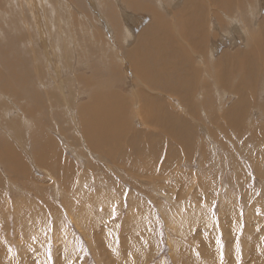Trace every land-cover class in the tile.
Returning a JSON list of instances; mask_svg holds the SVG:
<instances>
[{
    "label": "rangeland",
    "instance_id": "obj_1",
    "mask_svg": "<svg viewBox=\"0 0 264 264\" xmlns=\"http://www.w3.org/2000/svg\"><path fill=\"white\" fill-rule=\"evenodd\" d=\"M27 1H29L28 10L25 8ZM52 1L53 3L59 1L54 6L58 11L57 15L62 14L69 21L73 17L72 23L65 25L63 36L65 39H60L59 43L55 38V27L54 30L52 29L54 40L47 35L50 33L49 24H56L50 11L45 9L48 0L41 2L17 0L19 10L17 9L13 19L19 32H23L22 38L15 39L9 34H0V88L6 84L11 88L10 86L14 85L12 84L14 78L22 79L20 86L15 85L17 86L15 93L18 92L15 99L10 95L0 97L4 106L10 108H7V114L5 112L3 114L16 122L15 128H6L7 130L0 128V147L6 143L5 145L20 154L24 151L21 158L26 167L25 171H20L25 176L16 175L11 173L14 170L9 163L3 164L0 161V264H264V69L257 75L258 68H264V35L259 36L258 33L262 32L264 0H238L239 5L230 11L218 10L215 5L205 8L204 22L209 32V41L205 48L206 60L209 64L223 59H229L230 62L231 59L239 58L242 54L248 55L250 49L259 44L261 48L260 53L257 54L259 56L249 60L245 75L239 70L234 74V82L226 83L239 86V82L252 80L249 85H254L256 80L254 97L249 91V102L247 101L241 115H237L233 106L236 105L237 98L222 89H218L217 92L215 88H211V95L217 97L218 93V96L221 95V100H216L219 103H215V110L213 108L211 110L208 103V107H204L208 112L199 111L196 119L189 117L190 104L186 103L184 97L178 96L172 100L166 98L164 100L168 107L164 114L166 121L169 111L180 115V118H175V123L182 117L186 119L189 117V121L194 126L192 130L177 128L180 133L190 136V143L188 141L187 145H190L188 148L191 146L192 148L189 149L191 151L187 149L185 152L181 151L182 154L180 153L177 158L169 157L168 172L165 171L163 174L160 170L161 164L156 163V159L153 161L155 163L151 162L150 154H147L150 153L149 149L139 138L137 145L134 146V149L137 148L136 151L127 149L125 146L128 144H126L119 145L111 152L114 158L136 173L105 159L103 163L102 159L87 152V148L83 145L81 135L85 129L79 127L76 130L70 121L75 119L74 112L79 110L81 104L88 105L92 101V98H89L90 89L85 92L83 89L86 85L78 81L73 82L82 77V73L90 75L86 73L88 70H92L96 76L110 77L103 86L129 103L125 98H129V93L132 94L131 81L134 76L129 68L130 59L124 58L122 62L119 50H124L123 53H126L137 44L140 45L142 54L151 50L147 38L143 36L150 22L149 17L145 15L147 13L138 24L135 22L137 16H134V11L142 12L144 9H135L129 2L123 4L125 1L114 0L117 2L114 8L107 2L108 0ZM145 1L149 2V5L152 3L150 0ZM183 1L186 2V0H175L172 5H176L179 9L178 5H182ZM120 3L123 6L119 5ZM247 4L251 7H247ZM240 6L244 8L239 11L241 14L237 17ZM105 9L113 18L105 15L107 14ZM216 13L221 16L220 21L214 17ZM211 14L214 16L211 17ZM8 18L9 14L0 20L1 33L9 31L6 25ZM198 20L193 18L192 22L196 23ZM228 22L229 27L222 26ZM38 24H41V27H38ZM68 30L70 34L67 33ZM86 30L89 32L92 30L95 35L91 46L84 44L82 39L81 33L86 34ZM29 34L32 41L24 37ZM75 34L78 38L67 44V41L71 42L69 39L71 35L74 38ZM100 34L109 38L110 42L105 40V44L102 45ZM64 41L65 45L67 44L66 49L69 47L70 58L80 55L85 48V56L77 58L79 66L72 68L76 63L75 58L71 60L69 58V62L65 53H61L65 45L59 44ZM142 46L145 48L141 49ZM165 46L163 50L169 51ZM31 47L34 49L36 47L38 50L36 60L30 57L31 54H37ZM93 51H100V54H92ZM105 51L110 53L116 51L117 55L110 57ZM43 52L46 53L45 60L41 58ZM153 60L152 55L145 54L140 68L142 64L150 68L149 65ZM25 78L28 80L25 81ZM5 79L9 82L4 81ZM115 79L121 82H114ZM156 91H160L161 95H167L163 89H151L152 94L158 98L160 93L157 94ZM191 93L190 90L189 95ZM18 94H23L25 97L19 99ZM192 94L194 96V92ZM30 95L40 97L41 105L52 110V116L53 113L62 115L63 121L56 123L59 128L49 130L59 129L67 134L56 136L50 131L48 135L57 147V153L62 156L61 159L72 167V173L57 175L35 164L33 156L38 152L40 142L48 139L40 129L43 124L41 119L51 121V118L44 110L37 112L32 106H27ZM193 96L189 97V101L192 100L191 104L194 105L196 99ZM5 97L9 98L6 100ZM180 98L186 100L185 103L180 102ZM160 99L155 103L161 102ZM54 103L58 106H53ZM165 104H158L157 116L153 117L155 121L162 115ZM12 108L15 110L10 111ZM60 108L63 109L62 113ZM184 108L187 110L184 111ZM28 109H34L33 114H27ZM208 109L211 111L209 112ZM128 115L129 108L124 114L125 120L129 119ZM131 121L133 124L131 128L134 126L135 129L142 130L137 117L131 118ZM204 122H206L205 127ZM28 123L30 124L27 125ZM24 127H27L26 130ZM8 131H11L10 134ZM203 131H207V134ZM28 132L30 135H26L29 134ZM193 137V141L190 140ZM73 139L76 143L72 141ZM180 144L184 145L181 139ZM168 145V155H171L170 149L173 146L171 143ZM158 161L162 162L159 159ZM147 164L152 165L154 171L147 169ZM51 165V168H55L56 162H51ZM93 165L96 167L94 168ZM62 178L68 180L67 190L62 187ZM248 233L251 235L250 239L254 238L252 241L255 243L252 248H250L252 244H249L250 241L245 236ZM248 254H251L250 260H245L244 257Z\"/></svg>",
    "mask_w": 264,
    "mask_h": 264
},
{
    "label": "bare ground",
    "instance_id": "obj_2",
    "mask_svg": "<svg viewBox=\"0 0 264 264\" xmlns=\"http://www.w3.org/2000/svg\"><path fill=\"white\" fill-rule=\"evenodd\" d=\"M16 1L17 0H0V20H2L3 17L5 18V16L7 14H9V18L6 20V25H7L9 31L1 33L2 31L0 30V34L6 33V34H9L11 37H15V39L16 38H22V35H23V32L20 33L19 30H18V28L15 26L14 19H13L14 18V15H15L17 9H18L17 4H16ZM32 1H35V0H32ZM41 1H44V0H39V2H41ZM123 1H125V3H123V4H126L127 2H129L135 9H138V8L144 9V10H142V12L136 11L137 12L136 13L134 11V16L135 15L137 16L135 22H138V24L140 23V21L142 22V20H143L142 18H143V16H144L145 13H147L145 15H147V17H149V20L148 21H150L148 27H146V30L147 31H144V35L143 36L145 38H147L148 43L150 44L149 46L151 47V50H149V48H148L149 51L146 52V53H144V54H142L141 51H140V45L139 44L134 45L129 50V52L126 51V53L128 52L127 54L126 53H123L124 50L123 51H120L119 50V52L121 53V56H122V62L125 59H127V60L130 59V61H129L130 67L129 68H130V70H132L133 76H134V77H132V81H131V84L133 86L132 87V90H133L132 91V94L129 93V96H128L129 98H125V99H127V101H129V103H127L125 100H121L120 97L115 92H112L110 89L107 90L103 86V84H105L110 77L109 78H106L105 75H103V76L102 75L96 76L93 73L92 70H88L86 73H89L90 75H86L85 73H82V77L77 78L73 82H77L78 81L80 84L86 85V88H84L83 90L85 92H87L90 89V91H89L90 96H89V94H88V96H89V98L90 97L92 98V101H90L88 105H85L84 103L81 104L79 106V110L74 112V113L77 114V115L74 114L75 115V119H72L70 121H71V125L74 126L76 130H78L79 127L85 129V130H83V134L81 136H82L83 145L87 148V152L93 153L99 159H102V160L105 159V160H107V162L108 161H111L113 164H116L117 163L118 165L123 166V167H127V166L124 165L123 163H121V161H119L117 158H114L113 155H111V152L113 150H115L117 147H119V145H126V144H128V145H126L125 147L127 149H129V150H133V152H134L137 149V148L134 149V146L137 145L136 143H137L138 138H139V140L143 143V145L149 149V152L150 153H147V154L148 155L150 154L149 157L152 160L151 162L152 163H155L153 161L156 159L157 160L156 163L159 162L161 164L160 170H161V173L163 174V172H165V171L168 172L167 165L170 164L169 157H176L177 158L179 155L182 154L181 151L185 152L186 149L189 150V149L192 148V146H191V148H188V146H190V145H187L190 136L188 137V136L180 133L179 131H177L178 130L177 128H180V129L181 128H186L187 130H192L194 125H192L191 122L189 121V117L191 119H196V117H198L197 116L198 112L201 111V110H204L205 109L204 107L207 108L208 105H210L211 110H212V108H213V110H215L214 109L215 108V103L216 102L219 103L216 100H219V99L221 100V95L218 96V93L216 94L217 97H213L211 95V90L213 88H215L217 90V92H218V89H222L224 91L229 92L230 95L231 94L234 95L233 97H236L237 98V101L235 102L236 105H233L234 106V109H236V114L237 115H241V113L244 111V108H245V105H246L247 101L249 102V100H248L249 99V96H250L249 95V91L252 93V95L254 97L253 91L255 92V86H256L255 84H256L257 81L255 80V84L254 85H249L252 80L251 81H245L244 83L243 82H239V86L236 85V84L230 85V84H226V83L227 82L228 83H233L234 82V78L233 77L235 76L234 74H235V72H237L239 70H241V72H240L241 74H244L245 75V73L247 71L246 70V67L249 64V60H251L252 58H254L256 56H259L257 54L260 53V49L261 48L258 46L259 44L258 45H255L254 47H252L250 49V51L248 50L249 51L248 55L247 54H242L239 58H233V59H231L230 62L228 61L229 59H223V60L218 61L217 63L209 64L208 60H206V52L207 51H206V48L205 47H206V45H207V43L209 41V36H208V33L209 32H208V30H207V28L205 26V22H204V18H205V14H206L205 8H207V7H213L215 5L218 10L230 11L233 8H236L239 5V1L238 0H186L185 3H184V1L182 2L183 3L182 5H178V7H180L179 9L177 8L176 5H172V3H174L175 0L173 2H170L171 0H150V2L152 1V3H150L151 6L149 5V2H146L145 0H120V2H123ZM54 2H56V1L54 0ZM58 2L57 3H53L52 0H48V4L46 5V8H45L48 11H50L49 12L50 15L52 14V17L56 21V24H53V25H50L49 24L50 33L47 34V35L52 38V36L54 35L52 29L54 30L53 27H55V29H56L55 30V32H56L55 38L57 40V43H59V40L60 39L64 38L63 36L65 35L64 33H65V30H66V26L65 25H70L72 23V19H73V17H71L70 18L71 21H69L62 14H58L57 15V12L58 11L55 9L56 7L54 8V6L57 5ZM107 2L111 3L110 5H113L114 8H115V5L117 4V2H115L114 0H108ZM143 2L145 4L148 3V4H146L147 6L144 5ZM244 3H246V2H244ZM205 4H207V6H205ZM119 5L123 6L121 3ZM246 6L247 7H251L248 4ZM25 8L27 10L29 9V1L26 2ZM90 8H92V7H90ZM97 8H98V6H97ZM110 8H111V6H110ZM240 8H241L240 10H237L236 9L237 10V17H239V15L241 14V13H239V11L243 10L242 8H244V6H240ZM106 9H105V11H107ZM111 9H113V8H111ZM127 9H129V7ZM7 11H8V13H7ZM98 11H99V8H98ZM122 11H123V9H122ZM193 11H194V13H193ZM130 12H132V11L130 10ZM103 13L105 14L104 11H103ZM116 13H117V11H116ZM192 13H193V15H192ZM99 14H101V13H99ZM113 14H115V13H113ZM105 15H108V11H107V14H105ZM213 16L214 15L211 14V17H213ZM251 16H253V14ZM214 17L217 18L219 21L221 19V16H219L217 13L215 14ZM90 18H91V16H90ZM114 18H116V17H114ZM193 18H196V19L198 18L199 20L196 23H193L192 22V19ZM117 19H115V20L117 21ZM131 20L133 21V19H131ZM206 21H208V20H206ZM253 23L255 24V22H253ZM209 24H211V23H209ZM247 24H249V23H247ZM135 25H133V28H134ZM223 25L226 26V27H229V22H228V24H226V23L225 24H222V26ZM38 27H41V24H38ZM118 28H119V26H118ZM116 29H117V27H116ZM217 30H219V29H217ZM261 30H262V32H260V31L258 32L259 33V36H260V34L261 35H264V17H263V23H262V26H261ZM69 31L70 30H68L67 33H69ZM91 31L89 32V31L86 30V34L85 33H81L82 34V39L84 40L83 42H85L84 44H87L88 46H91L93 44V42H94L92 40H95V35ZM114 34H115V32H114ZM255 34H256V37H257L258 34L256 32H255ZM24 37L25 38H28L30 41H32L30 39V34L27 35V36H24ZM77 38H78V36L76 34H75V37L74 38H72V35H71V37L69 38V39H71V42L67 41L66 43L67 44L68 43H72ZM99 38L101 39L100 40V43L102 45L105 44V40L108 43L110 42L109 38L105 37L102 34L99 35ZM251 38L253 39L252 36H251ZM21 40H24V39H21ZM52 40H54V39L52 38ZM65 41L62 42V43H60L59 45H65ZM8 44H10V43H8ZM29 44H31V43H29ZM244 44H246V43H244ZM66 45L64 46V48L61 51V53H65L64 55H66V60L69 61V62H70V60L72 58H75L76 63H74V65L72 66V68L74 66L75 67L79 66V64H77V61H78L77 58L78 57H84L85 56V54H86L85 48L81 51L82 53L80 55H74V56H71V58H70L69 55L71 53H70V50H68L69 47H68V49H66ZM87 45H86V49L88 47ZM117 45L120 46L118 42H117ZM96 46H97V44H96ZM164 46L165 47H168L169 51L166 52V50H163ZM31 48L34 51H36L37 54L36 53H34L33 55L31 54L30 57H34V60H36V57L35 56L38 55V50H37L36 47H35L36 50L33 47H31ZM106 48H107V46H106ZM127 48H129V47H127ZM142 48H145V46H142L141 49ZM4 49L7 50L6 48H4ZM212 50H214V48H212ZM94 53L99 55L100 54V51H93L92 54H94ZM105 53L107 55H109L110 57L112 55H115V54L117 55L116 51L114 53H110L109 51H105ZM147 53H148V55H152V57L154 59L153 60V63L149 65V66H151L150 68L149 67L146 68L147 65H145V64H142V67L140 68V63H141V61L143 59V56L145 54H147ZM211 55L212 54H210L209 56L211 57ZM209 56H207V57H209ZM260 56H261V54H260ZM41 58L43 60L46 59V53L45 52H43L41 54ZM69 58H70V60H69ZM87 59H88V57H87ZM90 60H92V59H90ZM211 61H212V59H211ZM86 66H88V65H86ZM19 69H21V68H19ZM260 69L261 68H258L257 75L260 74V72H262L264 68H262L261 70ZM20 72H21V70H20ZM34 72H36V71H34ZM253 74H255V73H253ZM2 75L4 76V74H2ZM124 77L126 78V76H124ZM24 80L26 81V80H28V78H25ZM239 80H240V78H239ZM239 80H236V81H239ZM4 81L9 82V80H6V79ZM13 81H12V84H14V85L13 86L11 85L10 86L11 88H9V85L8 84L2 85V87L0 88V97H2L3 95L4 96L5 95H10L11 98L13 97L15 99V97H16V95L18 93V92L15 93L16 92V87L21 85L22 79H21V77H18L17 79L14 78ZM93 81L94 82H98V83H91ZM118 81H120V80L119 79H115L114 80V82H118ZM46 83H47V81H46ZM144 83L146 84L147 87L145 86ZM15 85H17V86H15ZM66 86H68V85H66ZM72 86H73V84H72ZM62 87L64 88V86H62ZM201 87H202V89H201ZM158 88L163 89L164 93L167 94V95H161L162 93H160V91L159 92L156 91V93L157 92L160 93L159 94L160 95L159 98H161L160 100H162L158 104H165L164 103V100L166 98L172 100V99H175V97H178V96H180L182 98L184 97L187 100V101L185 100L186 103H189L190 104L189 107H188V112L190 111L189 112L190 113V116L188 117V115H187L188 119H186L185 117H182L181 120H179V122L176 121L177 123H175V118L176 119L180 118V115L179 114H176V113L173 114V113H170L168 111V115L169 116L167 115L168 116V121H166V117H165L164 114L166 113V110H168V107L165 104L166 107L163 108L164 111H163L162 115L159 118L157 117L158 120L155 121L156 119H154L153 117L157 116L156 108L159 107V105L157 103H155V101H158L157 99H159V98L155 94H154L155 96L152 94L153 91L151 92V89H158ZM164 88L166 90H164ZM190 90L192 91V93L194 92V96H193L192 93L191 94L198 101V102H196V100H195L194 101V103H195L194 105L191 104V101L192 100L189 101V97L192 98V96H190L191 94L189 95ZM207 90H210V91H207ZM222 90H220V91H222ZM20 92H21V90H20ZM196 93H198V94H196ZM146 96H147V98H146ZM18 97H19V99H23L25 96L23 94H18ZM8 98L9 97H5L6 100ZM182 98H180L181 99L180 102L183 101ZM84 99H86V98H84ZM2 101H4V99ZM40 101H41V98L40 97H38L36 95H30V99H29V102H28L27 106L28 105L32 106L37 112H39L40 110H44L45 111V114H47L51 118V121H45V120H43V119L40 118L43 121V124L40 126V129H41V131L43 130V133L47 136L46 138H48V139H46V141H44V142L43 141L40 142V145H39V148H38V152H36V154L33 156L34 162H35V164H37V166L39 165L40 167H44V169L49 170L53 174L63 175V174H66V173H72V170H73L72 167L67 162H65V161H63L61 159L62 156H60L57 153L58 152L57 151V147H55V144L53 143V141L51 139H49L51 137H49V135H48L50 131H53V130H49V129H51V128H59V126L56 123L63 121L62 115H60L58 113H53V116H52L51 115L52 110H50L49 108H47L45 105H41ZM185 101H183V102L185 103ZM7 103H9V102H7ZM53 106H56L57 107L58 104L57 103H54ZM7 108L4 106V103L0 101V128L2 130L3 129H6V128L7 129H10V128H13L14 126H16V122L14 120L8 118V116L6 115L7 112H8L7 111ZM128 108H129V115H128L129 119L127 118L126 119L127 121H126L124 119V114H125V112L127 111ZM176 108H177V105H176ZM8 109H10V108H8ZM13 109L14 108H12L10 111H12ZM34 109H28V110H26L27 114H29V115L30 114H33ZM76 109H77V107H76ZM62 110L63 109L60 108L61 113H62ZM185 110H187V109L184 108V111ZM211 110H209V112ZM10 111H9V113H10ZM158 111H160V110H158ZM204 111L208 112L207 110H204ZM4 112L6 114H3ZM9 113H8V115H9ZM135 117H137V119H139V123H140L139 125L141 126L142 130H137V129H135L134 126H132V128H131V124H132L131 118H135ZM148 119H151L152 121L151 120H148ZM217 119H218V117H217ZM207 120H203V121H207ZM195 122L196 121H194V123ZM215 122H216V120H215ZM197 123L199 124V121ZM205 123L206 122H204V127L206 126ZM29 124L30 123H28L27 125H29ZM49 126H53V127H49ZM201 127H200V129H201ZM25 128H27V127H24V129ZM69 128L70 127H68V129ZM196 130H197V128H196ZM10 132H9V134H10ZM68 132H71V131H68ZM206 132H204V133H206ZM28 133L29 134H26V133L25 134L26 135H30V132H28ZM31 133H32V131H31ZM78 133L80 134V132H78ZM52 134L53 135H56V136H63L65 134H67V132H62L59 129H55L52 132ZM76 136H77V133H76ZM76 138H78V137H76ZM58 139H59V137H58ZM75 139H73L72 141H75ZM180 139L183 141V144H184L183 146H185V147H183L182 144H180ZM192 139H194V137L193 138H190V140H192ZM214 139H216V138H214ZM203 141H204V139H203ZM78 142L80 144V139H78ZM211 142H212V139H211ZM28 143H29V141H28ZM74 143H76V141ZM169 143H171L172 146H173V148L170 149V150H172V152L170 151L171 152V155H168V152H169V149H168V146L169 145L168 144ZM189 143H190V141H189ZM199 143H201V142H199ZM5 144L3 145V147H0V161H2L3 164L6 163V162L9 163L10 167H12L13 170H14V172H11L12 174L25 176L24 174L21 173L22 171H25L26 170V167L22 163L23 160L21 158V154L24 151H22V152L20 151L21 152V154H20L15 149H13L10 146L5 145ZM14 145H15V143H14ZM69 145H71V144H69ZM15 146H17V145H15ZM77 146H78V144H77ZM137 147H139V146H137ZM193 147H194V144H193ZM20 148H21V146H20ZM26 148H28V147H26ZM141 148H143V147H141ZM82 150L79 149V151H82ZM158 151H159V153H158ZM189 151H191V150H189ZM32 152H34V151H32ZM122 157H124V156H122ZM94 159H96V158H94ZM135 159L137 160V158H135ZM158 159L161 160L162 162L158 161ZM174 160H176V159H174ZM31 161H33V160H31ZM53 161L56 162L55 168H51V166H52L51 165V162H53ZM137 162H139V161L137 160ZM103 163H104V160H103ZM93 167L95 168L96 166L93 165ZM146 167H147V169H150L151 171L154 168L150 164H147ZM88 169H90V168H88ZM47 170H45V171H47ZM130 171L133 172V173H136L133 170H130ZM112 172H114V171H112ZM51 173H49V175H51ZM67 181H68L67 179L62 178V184H63L62 187H64L66 190H67V188H66L67 186L66 185H68V182ZM249 234L250 233L245 234V236H246V239L250 241L249 244H252V246L250 247V248H252L253 247V244L255 242L252 241V239L254 240V238L251 237L252 239H250V236L251 235H249ZM250 256H251V254H248V255H246V257H244V259L246 258L245 260H247V259L250 258ZM257 262H259V261H257Z\"/></svg>",
    "mask_w": 264,
    "mask_h": 264
}]
</instances>
